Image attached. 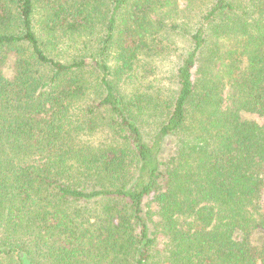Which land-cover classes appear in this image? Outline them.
<instances>
[{"label":"trees","instance_id":"1","mask_svg":"<svg viewBox=\"0 0 264 264\" xmlns=\"http://www.w3.org/2000/svg\"><path fill=\"white\" fill-rule=\"evenodd\" d=\"M185 1L0 0V264H264V0Z\"/></svg>","mask_w":264,"mask_h":264},{"label":"rangeland","instance_id":"2","mask_svg":"<svg viewBox=\"0 0 264 264\" xmlns=\"http://www.w3.org/2000/svg\"><path fill=\"white\" fill-rule=\"evenodd\" d=\"M187 4V1L185 0H177V2L172 5L164 13H162V17L164 21H172V20H179L184 18V13L187 11L185 5ZM170 9V10H169ZM175 14H178L176 16ZM192 15V13H191ZM169 32V31H168ZM169 39L173 43V47L177 49V52L175 50H171L169 53L163 54L158 59V69L156 71L155 76H152L150 78V82L152 83V87L155 85L156 88L164 87L166 91L171 90L173 88V84L171 82L170 78V72L173 71V68L176 66V62L178 61V54L182 49H185L187 46V40L184 38H181L180 35L176 33H169ZM155 88V87H154ZM153 88V89H154ZM168 151V149H167Z\"/></svg>","mask_w":264,"mask_h":264}]
</instances>
